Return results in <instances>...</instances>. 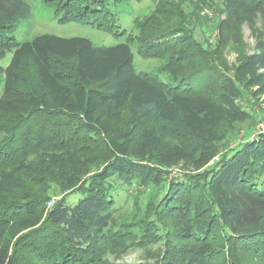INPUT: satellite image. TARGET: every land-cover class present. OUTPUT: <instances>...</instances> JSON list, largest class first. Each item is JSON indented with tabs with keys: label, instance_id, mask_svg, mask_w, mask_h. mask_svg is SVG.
Wrapping results in <instances>:
<instances>
[{
	"label": "rangeland",
	"instance_id": "rangeland-1",
	"mask_svg": "<svg viewBox=\"0 0 264 264\" xmlns=\"http://www.w3.org/2000/svg\"><path fill=\"white\" fill-rule=\"evenodd\" d=\"M20 1L0 0V99L24 101L20 85L12 95L4 96L1 68L11 62L14 39L28 42L53 35L85 38L105 47L129 42L137 73L171 84H175L174 77L179 78L181 92L192 99L208 98L219 121L202 136L189 129L176 130L168 141L140 111L126 107L121 112L112 137L119 143L128 138L129 152L124 160L144 165L151 172L121 178L113 175L103 183L118 208L120 224L139 234L150 252L161 253L169 247H192L197 219L211 221V226L223 233L225 229L207 200V181L233 152L264 133V5H259V0H127L113 7L119 29L125 32L120 38L78 22L59 24L55 14L64 10L66 0ZM247 58L251 64L238 80L236 70ZM55 67L64 73V82L71 89L104 85L80 82L73 60H59ZM24 68L28 72L33 65L28 61ZM226 77L239 90L238 99L225 89L222 81ZM15 119L0 112V145L5 149L0 154V171L13 168L18 184L0 194L1 210L8 208L11 213L28 202L40 207L49 199V205H75L83 196L81 187L121 159L105 145L104 137L86 130L79 117L35 115L22 130L14 128ZM70 175L72 180L66 181ZM191 201L199 207L191 208ZM46 226L44 222L40 228ZM42 229L23 233L14 241L22 264H52L47 250L53 247L46 243L61 242L57 241L59 232ZM33 233L39 234L31 238ZM216 235L209 228L206 241L214 249L219 248ZM103 246L111 252L110 245ZM234 248L226 245L222 263L260 262ZM150 255L134 248L120 259H108L112 264H155V260H147Z\"/></svg>",
	"mask_w": 264,
	"mask_h": 264
},
{
	"label": "trees",
	"instance_id": "trees-1",
	"mask_svg": "<svg viewBox=\"0 0 264 264\" xmlns=\"http://www.w3.org/2000/svg\"><path fill=\"white\" fill-rule=\"evenodd\" d=\"M125 1L66 0L64 10H57L55 18L62 25L78 22L120 37L125 32L119 29L113 7ZM261 3L264 5L263 0H259V5ZM11 48L14 50L11 62L5 69L1 68L5 77L4 96L12 95L20 85L24 101L16 103L1 98L0 112L16 118L14 128L22 130L35 115L79 117L83 127L104 137L105 145L121 159L96 174L94 182L82 186L79 193L83 196L75 205L64 202L49 205V199L40 207L25 203L11 213L8 208L0 209V264H22L14 241L23 233L42 229L44 222L47 226L41 232L55 229L59 232L57 241L61 240L46 243L53 247L47 250L52 264H112L109 256L120 259L134 248L151 254L146 256L147 260L153 259L155 264H218L219 260V264H224L221 261L225 257L223 249L231 244L260 261L255 264H264V133L233 152L207 181V200L225 231L222 233L212 227L211 221L197 219L191 233L192 247L150 252L148 243L140 239L139 234L122 228L118 208L103 185L113 175L121 178L151 172L144 165L124 160L130 140L126 138L119 143L112 137L114 123L126 107H132L146 116L149 125L163 139L172 140L174 131L187 129L202 136L206 129L218 125L213 103L204 96L196 99L185 96L177 77L173 78L175 84H171L137 73L129 42L105 47L85 38L41 35L28 42L14 39ZM59 60L75 62V74L80 82L104 84L103 87L69 88L64 82V73L55 67ZM28 61L33 69L25 72ZM250 64L251 58H247L238 66L236 79L241 78ZM222 83L230 96L240 97L230 78H224ZM4 152L0 145V154ZM65 179L71 181L72 176ZM17 185L13 168L0 171V194ZM191 203V208L199 207ZM209 228L217 232V249L206 241ZM34 234L31 238L38 235ZM103 245H110L111 252L104 250ZM232 256L234 263L235 256Z\"/></svg>",
	"mask_w": 264,
	"mask_h": 264
}]
</instances>
